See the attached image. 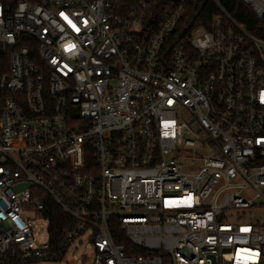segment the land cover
<instances>
[{"label": "built area", "instance_id": "2783aa9c", "mask_svg": "<svg viewBox=\"0 0 264 264\" xmlns=\"http://www.w3.org/2000/svg\"><path fill=\"white\" fill-rule=\"evenodd\" d=\"M151 1L0 0V264H264V0Z\"/></svg>", "mask_w": 264, "mask_h": 264}, {"label": "trees", "instance_id": "16d2710c", "mask_svg": "<svg viewBox=\"0 0 264 264\" xmlns=\"http://www.w3.org/2000/svg\"><path fill=\"white\" fill-rule=\"evenodd\" d=\"M168 0H153L148 5V9L151 13L162 15L163 12L172 8L173 6L167 2ZM224 4L234 19L244 23L250 31L254 30V27L259 23L254 11L247 5L243 4L240 0H223ZM130 5V3H128ZM213 12V8L206 4L203 6L199 0L186 6L185 12Z\"/></svg>", "mask_w": 264, "mask_h": 264}, {"label": "rangeland", "instance_id": "374dc122", "mask_svg": "<svg viewBox=\"0 0 264 264\" xmlns=\"http://www.w3.org/2000/svg\"><path fill=\"white\" fill-rule=\"evenodd\" d=\"M31 225H34V243L35 246L42 245L46 240L43 220L35 219ZM88 234L85 233L78 237L67 250L63 257L58 260H42L35 264H91L92 248L87 240Z\"/></svg>", "mask_w": 264, "mask_h": 264}]
</instances>
